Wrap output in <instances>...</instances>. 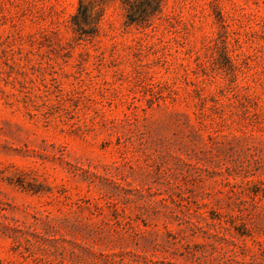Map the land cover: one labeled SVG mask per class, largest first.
Segmentation results:
<instances>
[{"label":"rangeland","instance_id":"1","mask_svg":"<svg viewBox=\"0 0 264 264\" xmlns=\"http://www.w3.org/2000/svg\"><path fill=\"white\" fill-rule=\"evenodd\" d=\"M91 6L0 0V264H264V0Z\"/></svg>","mask_w":264,"mask_h":264},{"label":"trees","instance_id":"2","mask_svg":"<svg viewBox=\"0 0 264 264\" xmlns=\"http://www.w3.org/2000/svg\"><path fill=\"white\" fill-rule=\"evenodd\" d=\"M120 1L125 9L127 25H151L155 16L163 9L166 0H103V2ZM104 8L100 10V16H103ZM92 16L91 0H78L77 12L71 18L72 29L79 38L88 35L91 30L97 29V26L90 24ZM100 19V18H99ZM94 30V31H95ZM96 32V31H95Z\"/></svg>","mask_w":264,"mask_h":264}]
</instances>
